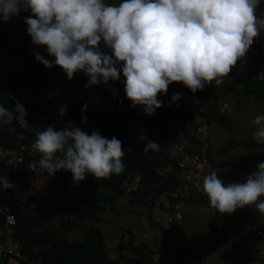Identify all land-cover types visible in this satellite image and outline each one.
I'll return each mask as SVG.
<instances>
[{
  "label": "clouds",
  "instance_id": "clouds-1",
  "mask_svg": "<svg viewBox=\"0 0 264 264\" xmlns=\"http://www.w3.org/2000/svg\"><path fill=\"white\" fill-rule=\"evenodd\" d=\"M261 4L264 0H0V20L30 12L24 22L32 44L45 46L53 57L33 50L37 61L46 68L59 66L69 80L82 72L86 88L108 86L122 74L130 106L152 115L165 103L158 94L165 95L173 82H182L195 93L230 73L261 33L264 15H256ZM181 98V93H174L167 103ZM86 110L85 103L81 112ZM13 118V112L0 104V124ZM86 122L83 116L81 123ZM252 123L253 135L264 144V114L256 115ZM140 140L147 141L145 153L160 146L146 135ZM33 148L40 153L33 169L47 175L68 171L74 185L88 175L106 178L124 170L122 141L114 135L105 137L98 129L89 134L77 126L60 130L48 126L37 132ZM0 186L9 191L13 184L4 176ZM202 190L221 214L254 206L264 215V161L238 182L225 183L213 171L204 176Z\"/></svg>",
  "mask_w": 264,
  "mask_h": 264
},
{
  "label": "trees",
  "instance_id": "trees-1",
  "mask_svg": "<svg viewBox=\"0 0 264 264\" xmlns=\"http://www.w3.org/2000/svg\"><path fill=\"white\" fill-rule=\"evenodd\" d=\"M18 41L21 42L20 45L17 44ZM44 47L32 44L26 32V25L19 32L10 19L0 20V104L8 107L14 114L11 122L0 124V143L12 147L20 143L30 144L34 143L37 132L43 128L53 126L60 130L53 125V121L59 106L68 104L77 127L89 134L93 129H98L103 136L111 138L114 135L122 141L124 170L119 175L113 174L106 178L88 175L76 185L73 184L70 172L59 170L52 181L54 189L51 200H38L28 195L22 187L19 194L8 197L2 203H8L17 217V238L23 243L24 253L30 258L49 264H122L120 260H113L107 255L101 231L85 225V221L107 209L114 210L123 203L121 183L131 170L140 171L144 175V183L147 186L154 184L159 191L174 187L178 178V162L161 160L162 154L170 148L168 146L164 147L165 151L150 150L147 153L143 152L146 143L131 147L128 133L123 127L127 123L122 119L130 100L126 101L123 111L118 114H102L98 107L87 99V77L82 72L75 73L69 80L59 66L46 68L34 58L33 50L53 59L45 52ZM256 61L257 68H264L262 62ZM253 87L254 92L263 99L264 81L255 80ZM11 94L28 110V130L16 126L15 103L14 99L9 97ZM117 95L121 93L114 94V97ZM85 103L87 110L82 113L81 106ZM178 104L180 107L176 112L183 118V123L182 127L178 126L176 130L189 136L194 126L193 118L186 111L182 101ZM83 116L87 117L86 123H81ZM39 158V155H30L27 160L32 166L34 163L38 165ZM166 158L168 159V156ZM2 165L4 164L0 165V171L4 176H9L13 169L17 170L22 183L23 176L19 169L6 167L7 171H2ZM163 166H172L174 172L166 178L160 177L156 169ZM34 171L40 173L41 169L37 167ZM133 200H142L149 209L151 208V204L140 194H135ZM1 217L0 215V221ZM148 218L151 220L150 212ZM78 229H84L81 239L73 241L66 237L65 232ZM121 248L130 251L129 255L122 258L129 264L152 263V252L145 245L134 246L131 239H126Z\"/></svg>",
  "mask_w": 264,
  "mask_h": 264
},
{
  "label": "crops",
  "instance_id": "crops-1",
  "mask_svg": "<svg viewBox=\"0 0 264 264\" xmlns=\"http://www.w3.org/2000/svg\"><path fill=\"white\" fill-rule=\"evenodd\" d=\"M256 15H264V4L257 7ZM260 27L261 33L254 38L248 58L254 62L259 60L264 65V26ZM255 80V72L243 67L238 60L220 83H209L202 89L210 99L206 115L210 130L208 153L218 176L225 183L241 181L257 170L258 162L264 161V144L259 143L253 135L256 125L252 120L256 115L264 114V98L254 92ZM179 83L170 84L165 95L158 94V98L165 103L154 114L145 115L139 106L131 107L129 101L122 119L126 123L132 121L148 126L189 151H199L202 141L193 129L189 136L176 130L183 123V118L176 112L180 105L175 102L169 106L167 103L174 93H178ZM177 156V152L169 148L162 154L161 160L176 161ZM1 168L7 171L5 165ZM7 177L11 179L13 187L7 191L0 186V203L22 191L17 170L13 169ZM133 197L114 210L107 209L85 221V225L101 231L105 251L111 259L129 264L122 258L130 251H124L121 244L131 239L134 246L150 248L151 264H264V235L258 234L259 231L264 232V215L254 206L253 210L248 206L247 212L237 219L221 214L210 205L209 199L193 193L184 207L182 224L176 227L175 235L168 239L157 225H145L149 220V206L142 200L134 201ZM249 220L251 224L247 223ZM65 234L70 240H79L84 229L67 231Z\"/></svg>",
  "mask_w": 264,
  "mask_h": 264
},
{
  "label": "built area",
  "instance_id": "built-area-1",
  "mask_svg": "<svg viewBox=\"0 0 264 264\" xmlns=\"http://www.w3.org/2000/svg\"><path fill=\"white\" fill-rule=\"evenodd\" d=\"M108 2L118 3L119 0H108ZM29 15H31L30 12L21 11L19 16L10 18L19 32L26 25L24 17ZM17 44L20 45L21 42L18 41ZM248 53L249 51H247L244 57L240 58V64L247 69H252L255 72L256 80L259 82L264 81V75L258 76V74L264 72V68H257L256 63L249 60ZM123 80L124 77L121 74L119 81H110L108 86L100 87L95 85L86 88L85 94L87 99L96 105L104 115L118 113L124 108L125 102L128 99L124 92ZM116 92L121 93V95L114 97V93ZM178 93L182 94V98L176 103L182 101L186 111L192 116L194 133L202 141L201 149L199 151H189L181 144L160 136L148 126L129 122L126 126V131L131 147L147 143V141L140 140L141 135H146L149 140L157 142L160 145L155 150L156 152L166 146L177 152L178 178L174 187L159 191L154 184L147 186L144 183V175L140 171L131 170L121 183V200H130L134 194L142 195L151 204V220L145 222V225L148 226L152 223L157 225L168 239H171L175 235L176 227L182 224L184 220L183 210L191 195L197 193L208 199L206 193L202 190L204 176L213 171L218 174L208 153L210 130L206 115L209 111L210 99L207 95L202 94L200 90H197L195 93L191 92L182 82L179 83ZM10 97L15 101V121L17 126L20 129L28 130L30 122L26 107L13 95H10ZM53 125L59 129L76 126L71 107L68 104L59 106ZM30 155L40 156V153L33 148V143H20L15 147L5 146L0 143V165L4 164L8 168L19 169L23 176V188L28 195L38 200H51L52 190L54 189L52 181L55 179L56 173L54 175H47L44 170L36 173L27 160ZM173 172L172 166H163L156 169L157 175L163 178H166ZM0 177H4L1 171ZM6 178L10 181L8 177ZM1 187L4 189L3 186ZM247 209L248 206L239 208L234 213L225 214L226 216H234L239 219L243 213L247 212ZM0 215L2 216L0 221V264H49L40 259H32L24 253V245L17 238L16 234L17 217L12 212L11 206L8 203L0 204ZM247 223L251 224L252 221L249 220ZM258 234L263 236L264 232L259 231Z\"/></svg>",
  "mask_w": 264,
  "mask_h": 264
},
{
  "label": "rangeland",
  "instance_id": "rangeland-1",
  "mask_svg": "<svg viewBox=\"0 0 264 264\" xmlns=\"http://www.w3.org/2000/svg\"><path fill=\"white\" fill-rule=\"evenodd\" d=\"M5 177H7V176H5Z\"/></svg>",
  "mask_w": 264,
  "mask_h": 264
},
{
  "label": "bare ground",
  "instance_id": "bare-ground-1",
  "mask_svg": "<svg viewBox=\"0 0 264 264\" xmlns=\"http://www.w3.org/2000/svg\"><path fill=\"white\" fill-rule=\"evenodd\" d=\"M26 107V106H25Z\"/></svg>",
  "mask_w": 264,
  "mask_h": 264
}]
</instances>
